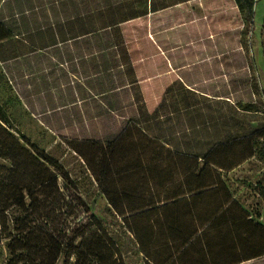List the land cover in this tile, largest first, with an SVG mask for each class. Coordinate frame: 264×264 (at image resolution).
Wrapping results in <instances>:
<instances>
[{
    "label": "trees",
    "instance_id": "obj_1",
    "mask_svg": "<svg viewBox=\"0 0 264 264\" xmlns=\"http://www.w3.org/2000/svg\"><path fill=\"white\" fill-rule=\"evenodd\" d=\"M192 1L198 0H2L0 3V20L14 33V36L0 41V59L9 63L6 65L8 69L13 61L21 57L56 54L60 59L73 63L71 71L77 78L74 88L76 93L82 94L75 96L73 101L106 96L109 107H112L114 100L111 97L124 92L131 93L132 103L141 110L140 115L125 116V124L117 134H110L107 138L70 141L72 149L86 162L99 193L118 217L128 214L133 217L132 213L157 203L135 136V123L176 150L202 157L217 142L252 132L249 129L242 134L230 133L198 150L195 147L197 138L188 136L191 132H197L203 123L193 121L186 125L184 118L194 112L199 113L201 108L198 101L189 100V83L179 73L180 79L169 84L164 92L179 96L178 104L171 109L165 108L162 113L158 109L152 111L146 108L142 84L187 66L184 47L190 41L186 40V36H182L179 43L172 41L174 31L183 28L185 32L187 22L170 25L168 21V26L159 27V15L165 16L171 9L187 6ZM200 4L195 5L197 12L202 11ZM246 32L244 29L242 34ZM17 42L29 50L16 55ZM146 44L148 47L145 48ZM7 47H10L9 52ZM176 48L179 49V63L171 54V50ZM229 51L224 48L220 54L227 55ZM159 59L165 65L157 64ZM144 63L148 64L146 68L151 72L140 74L139 66H145ZM150 63L157 69L153 70ZM7 106L10 108L7 101L1 103L4 109ZM237 107L244 113L257 109L253 102H239ZM10 114L0 111L1 155L13 165L19 164L17 160L22 161L20 158L30 159L37 170L27 184L21 185L13 195L9 193L8 186H2L5 181L0 180V196H4L0 199V247H5L8 252L7 264H57L62 255L68 259L78 253V247L89 245L91 235L85 223L89 224L90 221L84 222L79 217L84 211L82 208L85 211L89 209L88 204L78 192L74 193V190L78 191L77 181L58 159L25 136L22 142L7 130L6 123L10 118L14 124L22 125L19 117ZM148 120L155 123L144 125ZM174 120L182 124L179 130L176 124L166 122ZM168 128L172 133L166 135L162 131ZM177 132L182 134L178 136ZM16 169L19 172V166ZM225 174L228 172L216 170L217 186L196 194V201L192 199L200 223L203 227L207 224L204 235L206 230H214L219 224L229 225L230 228L253 222L247 218L251 210L243 208L234 198L233 188L223 178ZM4 177L2 180H5ZM263 177L258 185L264 197ZM59 215H65L68 219L73 217L70 223L74 221L75 228L70 229V223L64 222L65 228L57 230L55 222ZM221 216L230 219L221 220ZM118 224L122 225L119 221ZM98 225V231L105 230L100 222ZM81 226L83 228L80 229ZM254 226L264 229L259 222ZM131 238L134 248L141 253L136 238ZM262 253L257 252L256 255ZM97 257L99 264L106 258L101 251ZM146 264H151L148 259Z\"/></svg>",
    "mask_w": 264,
    "mask_h": 264
},
{
    "label": "rangeland",
    "instance_id": "obj_2",
    "mask_svg": "<svg viewBox=\"0 0 264 264\" xmlns=\"http://www.w3.org/2000/svg\"><path fill=\"white\" fill-rule=\"evenodd\" d=\"M197 4L201 5V12L196 11ZM164 17L167 19L164 20ZM168 21L170 25L187 22L185 32L182 27H177L182 30L174 31L171 38L179 43L180 38L186 36V40L190 41L184 47L187 66L142 84L146 108L152 111L158 109L162 113L165 108L171 109L178 104L179 96L164 92L169 84L180 79L179 73L189 83V100L198 101L201 108L199 113L194 112L184 118L186 125L193 121L203 123L197 132H191L188 136L197 138L195 147L198 150L206 148L212 140L225 138L230 133L242 134L250 129L252 132L245 135L248 136L246 144H249V150L254 144V157L223 178L252 213L261 215L264 212V197L258 181L264 176V0L192 1L187 6L171 9L165 16L160 14L157 26H168ZM244 29L247 32L242 34ZM12 36L14 33L0 20V41ZM27 48L17 42L14 52L18 55L29 50ZM224 48L230 51L221 56L220 51ZM178 50H171L177 63L180 62ZM7 51H10V47H7ZM156 63L165 65L160 59ZM7 64L0 59V98L1 103L7 101L10 108L7 106L4 109L0 103V111L16 115L22 121V125L18 126L12 122L11 114L9 117L6 115L10 118L6 123L7 130L22 142L25 136L58 159L77 181L78 191L74 190V193L78 192L88 204L89 209L85 211L82 208L84 211L81 209L83 212L79 217L84 222L90 221L89 224L85 223L91 235L89 245L78 247V253L68 259L62 255L57 264H99V251L106 256L102 264H146L147 258L134 248L131 238L133 236L138 240L136 231L142 232L139 218L130 214L118 217L111 211L107 200L99 193L86 162L72 149L70 142L75 139L107 138L110 134L119 133L125 124V116L141 113L138 105L132 103L131 93L121 92L112 96V107H109L106 96L73 101L75 96L82 94L76 93L74 88L77 78L71 71L72 62L60 59L56 54H48L21 57L13 61L10 69ZM144 65L139 66L140 74L151 72L146 68L148 64ZM151 66L153 70L157 69ZM239 102H253L257 109L244 113L237 107ZM166 122L176 124L178 130L182 127L177 120ZM154 123V120H148L143 124ZM134 129L142 130L136 123ZM162 132L166 135L172 133L170 128ZM176 134L179 136L182 132ZM242 146L238 151L246 149V145ZM20 159L22 161L17 160L19 164L13 165L2 157L0 151V180L5 181L2 186H8L12 195L21 185L27 184L37 170L30 159ZM18 166L20 173L16 169ZM3 197L0 196V199ZM71 220L73 217L68 219L65 215H59L55 228L61 230L65 228L63 223H70ZM99 222L104 231H98ZM69 225L73 229L76 223L73 221ZM7 258L6 248L0 247V264H7Z\"/></svg>",
    "mask_w": 264,
    "mask_h": 264
},
{
    "label": "crops",
    "instance_id": "obj_3",
    "mask_svg": "<svg viewBox=\"0 0 264 264\" xmlns=\"http://www.w3.org/2000/svg\"><path fill=\"white\" fill-rule=\"evenodd\" d=\"M135 136L157 200L132 213L143 232L136 231L138 247L151 264H264V253L256 255L264 252V229L254 226L264 225V212L260 216L250 212V225L219 224L204 235L207 224L200 223L192 201L199 192L217 186L216 170L232 173L254 157L253 141L251 150L246 144L248 136L219 141L204 157L178 151L143 129H136ZM242 145L246 149L240 152ZM234 198L250 210L236 193Z\"/></svg>",
    "mask_w": 264,
    "mask_h": 264
}]
</instances>
